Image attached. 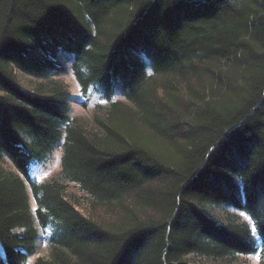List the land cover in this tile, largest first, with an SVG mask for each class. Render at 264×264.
Returning a JSON list of instances; mask_svg holds the SVG:
<instances>
[{"label":"trees","instance_id":"trees-1","mask_svg":"<svg viewBox=\"0 0 264 264\" xmlns=\"http://www.w3.org/2000/svg\"><path fill=\"white\" fill-rule=\"evenodd\" d=\"M36 223L31 264H264V0H0V264Z\"/></svg>","mask_w":264,"mask_h":264},{"label":"rangeland","instance_id":"rangeland-1","mask_svg":"<svg viewBox=\"0 0 264 264\" xmlns=\"http://www.w3.org/2000/svg\"><path fill=\"white\" fill-rule=\"evenodd\" d=\"M60 59L61 61L68 66V71L65 74L59 75V77L63 78L69 86V89L72 94V98L70 101L71 105V114L73 116H90L91 112L96 107V104H106L108 101L104 96L94 87L90 86L86 92L81 90V87L78 81L75 78V75L70 67L72 62V55L61 50L60 51ZM20 80L24 84V86H30L31 79L28 76H21ZM113 99H124V97L117 93L113 96ZM60 154H61V146H58L57 149L54 151V154L44 163L34 162L30 165V171L32 176H34L39 181L45 180L49 178L53 173L59 170L60 167ZM32 206L35 209V201L34 198L31 196ZM224 208V207H221ZM93 209V208H92ZM228 209L232 212L237 213L242 219L249 222L251 230L255 237L260 240L259 235L255 229L253 219L246 213L241 210H238L234 207H228ZM99 219H103L106 213L105 208L102 206H98L96 210H94ZM36 227L39 230V238L36 243L35 253L29 257L28 264H31L35 258L37 257H47L49 255L50 245L46 238V232L48 229H44L36 223ZM23 228H16L15 231H22ZM240 257L246 261L248 264H258V253H251V254H244L240 255Z\"/></svg>","mask_w":264,"mask_h":264}]
</instances>
